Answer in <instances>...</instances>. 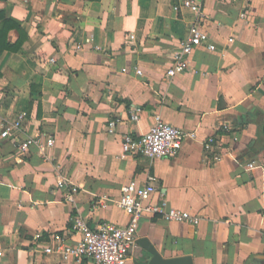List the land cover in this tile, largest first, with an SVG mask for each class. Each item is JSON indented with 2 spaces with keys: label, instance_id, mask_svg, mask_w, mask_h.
<instances>
[{
  "label": "crops",
  "instance_id": "crops-1",
  "mask_svg": "<svg viewBox=\"0 0 264 264\" xmlns=\"http://www.w3.org/2000/svg\"><path fill=\"white\" fill-rule=\"evenodd\" d=\"M180 3L0 0L5 18L18 24L7 41L21 42L0 54V133L25 113L19 131L0 137V264H93L44 248L51 235L77 242L70 223L77 213L92 228L125 225L120 189L148 176L155 201L188 210L199 222L143 218L126 264L151 258L142 238L163 258L264 264V0H200L199 29L217 50L198 47L186 56L184 72L170 74L195 18ZM135 113L137 121L130 118ZM155 114L195 139L173 158L123 155V135L140 137ZM38 134L54 140L45 157L34 146L17 151ZM209 136L230 155L216 160L205 152ZM248 162L257 167L247 169ZM59 176L78 187L72 202L56 187Z\"/></svg>",
  "mask_w": 264,
  "mask_h": 264
},
{
  "label": "built area",
  "instance_id": "built-area-1",
  "mask_svg": "<svg viewBox=\"0 0 264 264\" xmlns=\"http://www.w3.org/2000/svg\"><path fill=\"white\" fill-rule=\"evenodd\" d=\"M200 0H181V6L189 8L195 18L188 28L186 38L180 43L178 52L175 53L170 74L182 73L186 68V56L195 49L205 45L208 51H216L215 43L209 41V35L199 29L200 20ZM245 12L240 13L244 18ZM130 39H134L130 35ZM234 38L229 37L226 43H233ZM79 48V47H77ZM137 75H141L140 69H135ZM25 113H21L17 119L8 121L3 125L0 133L1 138H8L12 133L19 131ZM134 121L139 119L138 114H131ZM116 121L110 119L107 123L109 133L114 132ZM228 128L225 130L228 132ZM196 134L186 131L163 121L159 114L153 116V123L138 138L125 134L121 139V149L123 155L141 156L150 161L160 158H173L178 155L186 139H195ZM233 141L237 140L233 136ZM54 140L45 135H35L24 138L17 145L18 152H25L30 146L38 149L39 153L45 157V151L51 147ZM205 152L214 154V159L218 160L224 155H230L229 150L222 146L214 136H209L204 140ZM247 169L256 168L254 162L245 164ZM154 178L147 177V181L142 184L134 182L123 185L120 189L118 205L124 210L128 221L123 226L105 222L97 227H90L80 214L72 215L70 223L72 230L78 236L75 244L65 243L59 236L51 235L49 245L44 248L45 253L55 252L61 255L64 260L83 258L89 259L93 264H126L129 252L136 245V233L140 221L145 217H157L168 222L188 223L197 225L199 217L188 210L178 209L170 206L165 200L155 201L153 199L156 188L153 185ZM56 187L65 192L67 201L72 202L73 196L78 192V187L67 177L59 176ZM109 199L105 198V202Z\"/></svg>",
  "mask_w": 264,
  "mask_h": 264
},
{
  "label": "water",
  "instance_id": "water-1",
  "mask_svg": "<svg viewBox=\"0 0 264 264\" xmlns=\"http://www.w3.org/2000/svg\"><path fill=\"white\" fill-rule=\"evenodd\" d=\"M263 134H264V125H263ZM139 245L144 247L146 251L151 255V258L146 264H193L192 258L190 256H179L172 258H163L160 256L158 251L151 245L148 240L142 238L138 240ZM135 264H139L135 262Z\"/></svg>",
  "mask_w": 264,
  "mask_h": 264
},
{
  "label": "trees",
  "instance_id": "trees-1",
  "mask_svg": "<svg viewBox=\"0 0 264 264\" xmlns=\"http://www.w3.org/2000/svg\"><path fill=\"white\" fill-rule=\"evenodd\" d=\"M18 28V24L14 21L5 18L2 11H0V54L4 50L15 51L20 46V39L16 43L11 44L7 41V34L12 28Z\"/></svg>",
  "mask_w": 264,
  "mask_h": 264
}]
</instances>
